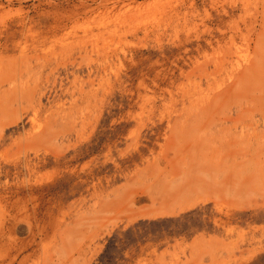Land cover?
<instances>
[{"label":"rangeland","instance_id":"rangeland-1","mask_svg":"<svg viewBox=\"0 0 264 264\" xmlns=\"http://www.w3.org/2000/svg\"><path fill=\"white\" fill-rule=\"evenodd\" d=\"M0 264H264V0H0Z\"/></svg>","mask_w":264,"mask_h":264}]
</instances>
